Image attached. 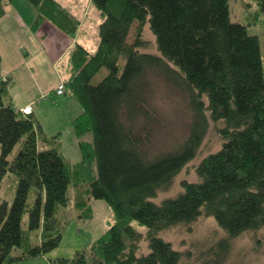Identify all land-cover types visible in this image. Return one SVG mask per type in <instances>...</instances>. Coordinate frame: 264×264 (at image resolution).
I'll list each match as a JSON object with an SVG mask.
<instances>
[{"label":"trees","instance_id":"trees-1","mask_svg":"<svg viewBox=\"0 0 264 264\" xmlns=\"http://www.w3.org/2000/svg\"><path fill=\"white\" fill-rule=\"evenodd\" d=\"M14 1L0 0V18ZM27 1L36 12L34 29L47 22L70 38L80 32L81 19L62 1ZM253 1L261 11L244 24L232 22L230 0H91L103 17L99 44L93 53L75 44L63 82L64 94L83 110L72 124L82 156L76 165L64 156L60 134L47 136L34 112L13 106L11 80L0 77V187L8 174L17 177L13 200L0 197V264L46 257L60 247L73 181L75 218L91 221L92 203L103 201L114 222L71 259L50 264H232L236 241L249 237L258 246L264 69L260 40L248 28L264 22V0ZM147 28L157 54L147 52ZM1 64L0 57V71ZM149 74L183 91L191 110L186 140L157 155L149 150L158 124L147 98ZM210 132L219 150L192 166ZM184 172L195 181L178 185ZM25 216L28 231L40 232L37 245L24 233ZM207 219L223 236L196 243L197 224ZM180 232L193 237L187 248H178L186 240L179 246L168 240Z\"/></svg>","mask_w":264,"mask_h":264},{"label":"rangeland","instance_id":"rangeland-1","mask_svg":"<svg viewBox=\"0 0 264 264\" xmlns=\"http://www.w3.org/2000/svg\"><path fill=\"white\" fill-rule=\"evenodd\" d=\"M20 1L21 0H17V2ZM59 1H62L68 9L78 15V18L81 19V21L85 22V26L83 28H87L90 38V40L87 41L86 46L92 53L95 52L99 44V26L103 21L101 14L94 8L91 0ZM18 4L19 3H17V5ZM230 8L232 22L244 24L254 23L256 20L255 17L261 11L259 5L253 0H230ZM132 30H135V26ZM248 33L251 36H257L260 40L262 64L264 69V22H257L256 26L248 28ZM145 39L150 42V49H148L147 52L157 54L154 37L148 28L145 32ZM129 41H132V35L130 36ZM147 80V98L149 105L158 117V124L154 127L152 145L149 150L151 155H157L174 150L186 140L189 135L191 110L188 98L183 91L167 82L163 77H156L155 75L149 74ZM53 115H55V113H53ZM63 134L62 143L65 146L64 150H66L68 159L72 162V159H75L72 156L76 155V158L78 159L80 151L77 148V144L74 141L75 137L71 130L67 129ZM86 140L92 142V136H87ZM40 147L43 148V145ZM44 148L48 147L46 146ZM219 148L220 141L218 137L213 134V132H210L203 147L202 154L197 161L193 162L192 166L198 164L207 154L218 151ZM76 163L77 162L73 164L76 165ZM185 179L195 181V176L193 173L188 176L184 172L178 178V185L181 180ZM74 182L75 181H73V183ZM73 183L70 185L68 190V207L66 209V218L69 223L64 229L63 241L57 251L58 254L64 256H72L74 250H78L80 248L82 249L97 240L104 233H106L108 228L114 222V214L112 210L103 201H95L92 203L93 219L91 221L82 222L77 220L75 218L76 214L73 205ZM16 185L17 177L13 174H8L2 181L0 187V197L11 202L15 195ZM179 189V186H177L176 189L168 195H174V193L179 191ZM23 230L25 235H28L29 240L33 245L40 243V232L28 231V216L24 217ZM139 230L145 232L144 227H139ZM222 236L223 233L217 228L215 222L212 219H207L199 221L194 238H190L187 234L180 232L177 235L170 234L168 236V240L172 241L175 246H179L181 242L186 240V246L181 245L178 247L184 249L188 247V243L193 239L196 243L204 244L203 241L205 240L212 239L213 242L215 239H220ZM201 246L206 247L208 245ZM231 262L232 264H264V232L260 235V243L258 246L249 237L236 241L233 247Z\"/></svg>","mask_w":264,"mask_h":264},{"label":"crops","instance_id":"crops-1","mask_svg":"<svg viewBox=\"0 0 264 264\" xmlns=\"http://www.w3.org/2000/svg\"><path fill=\"white\" fill-rule=\"evenodd\" d=\"M35 19L36 12L27 0H15L4 7V15L0 18V77L10 78L9 94L16 109L33 106V115L46 135L53 137L60 134V148L67 161L74 165L81 161V152L78 159L76 155L72 156L75 159L71 162L64 150L62 138L65 130H71L79 149L72 124L83 110L74 96L64 94L57 97L52 94L69 75V54L75 44L80 43L88 48L86 43L90 40L89 31L83 28L85 22L81 21L80 32L70 38L47 22L34 29ZM58 249L46 257L16 264H50V261L57 259H71L81 250H74L72 256H64L58 254Z\"/></svg>","mask_w":264,"mask_h":264},{"label":"built area","instance_id":"built-area-1","mask_svg":"<svg viewBox=\"0 0 264 264\" xmlns=\"http://www.w3.org/2000/svg\"><path fill=\"white\" fill-rule=\"evenodd\" d=\"M55 92H56V94H57L58 96H62V95H64L65 87H64L63 83L60 84V85L56 88ZM21 112H22L24 115H30V114L33 112V107H32V106H31V107H26V108L22 109Z\"/></svg>","mask_w":264,"mask_h":264}]
</instances>
